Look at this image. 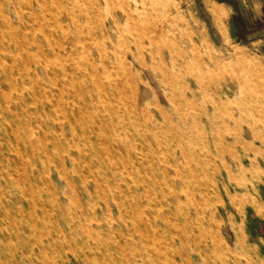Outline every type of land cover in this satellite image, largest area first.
Returning a JSON list of instances; mask_svg holds the SVG:
<instances>
[{"label": "rangeland", "instance_id": "rangeland-1", "mask_svg": "<svg viewBox=\"0 0 264 264\" xmlns=\"http://www.w3.org/2000/svg\"><path fill=\"white\" fill-rule=\"evenodd\" d=\"M176 194L190 264H264V0H0V264H169Z\"/></svg>", "mask_w": 264, "mask_h": 264}, {"label": "bare ground", "instance_id": "bare-ground-1", "mask_svg": "<svg viewBox=\"0 0 264 264\" xmlns=\"http://www.w3.org/2000/svg\"><path fill=\"white\" fill-rule=\"evenodd\" d=\"M75 53H74L73 44L71 42H67L66 45L61 44V46H59L58 50H55V54L58 57H62V55H65V56L70 55L71 56V55H74ZM50 60H51L50 56H48L47 52L45 50H43L41 52V55L39 57H37L36 61L42 69H46L47 68L46 66H48V63L50 62ZM62 70H64V69H62ZM68 71L66 72L67 75H69ZM95 74L96 73H94L93 75L95 76ZM51 75L54 78L56 75V71H53ZM93 75H92V77H93ZM62 84L64 85L63 81H62ZM189 90L191 91V94L194 96L195 91L192 88H189ZM87 93H90V95H92L91 91H88ZM77 94L80 95L79 93H77ZM77 98L78 97H75V94L72 93V94L64 96L56 104L59 106V103H60L61 110L63 112L64 118H66L65 119L66 121L70 120L69 117H71V116L76 117L77 115H79L78 113H81L85 104H87L86 100H82V99H80L81 100L80 102L76 103L75 99H77ZM90 100H91V98H90ZM50 102H51L50 106H52V107L56 106L54 104V102H52L51 100H50ZM43 109H45V107H43ZM73 123H76V121ZM73 123H72V125H73ZM104 126L108 127L106 125H104ZM63 127H65V126H63ZM61 129H62L61 131L64 133V128L61 127ZM49 145H52V144L50 142H48V145H46V147H44V150H47ZM114 145H116L115 142H114ZM53 170H54V168H53ZM155 188L160 189L161 192H163V188L160 185H157ZM147 192H149V189L147 190ZM185 197H186L185 198L186 202L192 201V198L188 194H186ZM175 200L177 202V206H175V209L170 212L171 220L168 221L169 217H167V222H165L163 224L161 222L159 223L158 221H156V222L152 221V223H149V224L145 223L144 227H143L144 228L143 233L141 236L144 238H147V237L155 238L156 240H158V245L161 246V248H165L168 250L167 254H164V256L162 258L160 257V259L166 260V262L169 264H176V261L179 259H180L181 263L190 264L188 262V260L190 259L189 251L195 252V250L190 245H187L186 241L189 239L190 236L197 237L196 233L198 232V229H197V222H196L197 221L196 212L193 213L190 210L186 209V207H185L186 204H185V201H183V195L182 194H179V195L176 194ZM85 218L87 219V217H85ZM172 226L174 229H172ZM163 230L164 231L168 230L169 233L166 235H163V233H162ZM194 258L197 259V255L194 256Z\"/></svg>", "mask_w": 264, "mask_h": 264}]
</instances>
